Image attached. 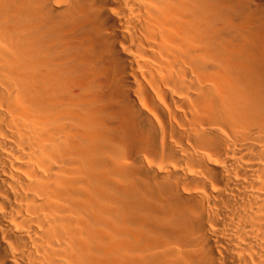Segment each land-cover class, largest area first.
<instances>
[{"label": "bare ground", "instance_id": "bare-ground-1", "mask_svg": "<svg viewBox=\"0 0 264 264\" xmlns=\"http://www.w3.org/2000/svg\"><path fill=\"white\" fill-rule=\"evenodd\" d=\"M0 264H264V0H0Z\"/></svg>", "mask_w": 264, "mask_h": 264}]
</instances>
